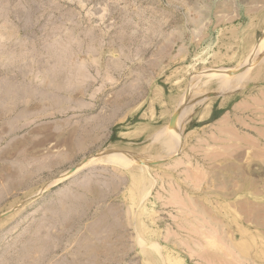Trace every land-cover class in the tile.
<instances>
[{"label":"rangeland","instance_id":"obj_1","mask_svg":"<svg viewBox=\"0 0 264 264\" xmlns=\"http://www.w3.org/2000/svg\"><path fill=\"white\" fill-rule=\"evenodd\" d=\"M0 264H264V0H0Z\"/></svg>","mask_w":264,"mask_h":264},{"label":"water","instance_id":"obj_2","mask_svg":"<svg viewBox=\"0 0 264 264\" xmlns=\"http://www.w3.org/2000/svg\"><path fill=\"white\" fill-rule=\"evenodd\" d=\"M244 70H245V69H239V70L236 71V74L241 73V72H243ZM181 112H182V108H181V109H178V110L173 114V116H172V118H171V121H170V127H172V126L175 125V123L177 122L179 116L181 115ZM108 152H109V151L105 150V151H103V152L98 153V155L107 154ZM85 162H87V160H86ZM85 162H83V163H85ZM83 163H82V164H83ZM154 163H157V162H150V161L147 162L148 165H152V164H154ZM76 169H77V167L74 168L71 172L75 171Z\"/></svg>","mask_w":264,"mask_h":264},{"label":"bare ground","instance_id":"obj_3","mask_svg":"<svg viewBox=\"0 0 264 264\" xmlns=\"http://www.w3.org/2000/svg\"><path fill=\"white\" fill-rule=\"evenodd\" d=\"M119 156H120V157L123 156L124 158H128V157L130 158L129 154H128V153H125V152H121V153L119 154ZM135 157H136V156H135ZM124 158H123V159H124ZM132 158H133V155H132ZM136 158H137V157H136ZM137 159H138V158H137ZM139 160L141 161V162H140L141 164L148 165V164H147V162H148L147 160H143V159H139ZM139 160H137V161H139Z\"/></svg>","mask_w":264,"mask_h":264},{"label":"crops","instance_id":"obj_4","mask_svg":"<svg viewBox=\"0 0 264 264\" xmlns=\"http://www.w3.org/2000/svg\"><path fill=\"white\" fill-rule=\"evenodd\" d=\"M241 108L238 107V111L239 109H242V110H248V107H243V106H240Z\"/></svg>","mask_w":264,"mask_h":264}]
</instances>
